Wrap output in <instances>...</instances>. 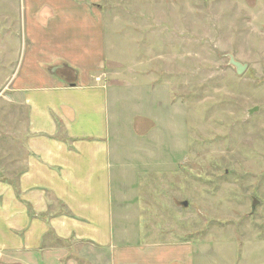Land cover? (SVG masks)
I'll return each mask as SVG.
<instances>
[{
  "label": "rangeland",
  "instance_id": "rangeland-1",
  "mask_svg": "<svg viewBox=\"0 0 264 264\" xmlns=\"http://www.w3.org/2000/svg\"><path fill=\"white\" fill-rule=\"evenodd\" d=\"M20 3L12 2L14 16ZM4 7L0 1L3 150L6 120L24 117L6 112L3 87L19 72L25 40L21 22L6 26ZM101 7L106 70L128 89L110 101L112 138L136 171L122 175L124 186L118 172L113 182L116 213L121 194L122 212L133 218L123 221L126 237L155 252H189L190 264H264V0H103ZM230 56L247 66L242 75ZM21 131L19 124L13 137L21 140ZM109 256L70 243L29 263L114 264Z\"/></svg>",
  "mask_w": 264,
  "mask_h": 264
},
{
  "label": "crops",
  "instance_id": "crops-1",
  "mask_svg": "<svg viewBox=\"0 0 264 264\" xmlns=\"http://www.w3.org/2000/svg\"><path fill=\"white\" fill-rule=\"evenodd\" d=\"M0 1L6 26L18 20L25 36L19 72L3 87L6 112L24 117L6 120L0 148V264H30L70 243L101 248L114 264H190L189 252L125 239L123 221L133 218L121 194L115 211V173L123 182L136 171L112 138L111 95L128 89L106 70L103 0H21L16 16L14 0Z\"/></svg>",
  "mask_w": 264,
  "mask_h": 264
},
{
  "label": "water",
  "instance_id": "water-1",
  "mask_svg": "<svg viewBox=\"0 0 264 264\" xmlns=\"http://www.w3.org/2000/svg\"><path fill=\"white\" fill-rule=\"evenodd\" d=\"M230 64L236 69V73L238 75H242L245 70L247 69L246 65H243L242 63L236 61L234 57L230 56ZM254 110H251L250 113L252 114ZM259 202L257 200H254L253 202V208H256ZM188 203L184 201V207L187 206Z\"/></svg>",
  "mask_w": 264,
  "mask_h": 264
}]
</instances>
